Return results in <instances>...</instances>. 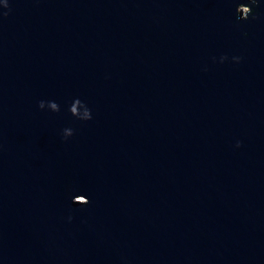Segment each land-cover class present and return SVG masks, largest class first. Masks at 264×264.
<instances>
[{"label":"water","instance_id":"1","mask_svg":"<svg viewBox=\"0 0 264 264\" xmlns=\"http://www.w3.org/2000/svg\"><path fill=\"white\" fill-rule=\"evenodd\" d=\"M0 264H264V0H0Z\"/></svg>","mask_w":264,"mask_h":264},{"label":"clouds","instance_id":"2","mask_svg":"<svg viewBox=\"0 0 264 264\" xmlns=\"http://www.w3.org/2000/svg\"><path fill=\"white\" fill-rule=\"evenodd\" d=\"M249 2L254 4V3H255V0H249ZM6 7H7V5H6ZM249 9H250V8H249ZM250 11H251V10H250ZM249 14H250V12H249ZM238 16H239V15H238ZM239 18H240V16H239ZM237 146H239V145H237Z\"/></svg>","mask_w":264,"mask_h":264}]
</instances>
